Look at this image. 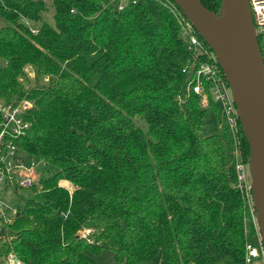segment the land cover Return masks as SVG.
Masks as SVG:
<instances>
[{
    "label": "trees",
    "instance_id": "1",
    "mask_svg": "<svg viewBox=\"0 0 264 264\" xmlns=\"http://www.w3.org/2000/svg\"><path fill=\"white\" fill-rule=\"evenodd\" d=\"M122 1L0 0V100L33 103L19 142L43 162L0 264H97L105 250L119 264H245L254 225L230 137L203 134L207 108L192 90L207 57L188 50L162 0ZM201 2L221 14V0Z\"/></svg>",
    "mask_w": 264,
    "mask_h": 264
},
{
    "label": "built area",
    "instance_id": "2",
    "mask_svg": "<svg viewBox=\"0 0 264 264\" xmlns=\"http://www.w3.org/2000/svg\"><path fill=\"white\" fill-rule=\"evenodd\" d=\"M132 3L136 2L132 1ZM162 4L178 20L188 44V50L207 57L198 68L196 83L192 90L200 97L204 107L209 108L210 99H212L221 109L223 127L230 137V158L234 161L232 166L237 174V187L247 211L245 224L251 221L254 225L252 238H249L250 232L247 226L245 230L247 237L245 264H254L257 259L264 263V243L255 208L253 182L249 163L245 162L242 152L240 121L233 96L230 94V86L219 61L210 53L205 41L199 37L179 7L171 0H162ZM249 4L264 60V0H249ZM126 7V3L120 0L118 9L122 11ZM33 32L36 33L37 30ZM32 108L33 103L30 100H22L18 103L0 100V183L16 189L30 190L38 186L42 176L43 162L30 157V162L27 164L26 159L20 153L25 151L20 146L19 140L27 136L32 126L27 119L28 112ZM18 212L17 205L8 204L0 199V228L6 230L15 221ZM82 235L88 238L92 235V230L85 229ZM14 262L15 256L11 255L5 264H14Z\"/></svg>",
    "mask_w": 264,
    "mask_h": 264
},
{
    "label": "water",
    "instance_id": "3",
    "mask_svg": "<svg viewBox=\"0 0 264 264\" xmlns=\"http://www.w3.org/2000/svg\"><path fill=\"white\" fill-rule=\"evenodd\" d=\"M211 47L232 91L246 137L253 195L264 243V60L249 0H221V14L201 0H174Z\"/></svg>",
    "mask_w": 264,
    "mask_h": 264
},
{
    "label": "rangeland",
    "instance_id": "4",
    "mask_svg": "<svg viewBox=\"0 0 264 264\" xmlns=\"http://www.w3.org/2000/svg\"><path fill=\"white\" fill-rule=\"evenodd\" d=\"M48 8L49 9L46 14V18H47L46 21L50 24H53L54 9L51 5H49ZM8 24L9 23L3 17L0 16V29L2 27L7 26ZM29 72H31V70ZM230 94L232 96L231 90H230ZM222 119L223 118L221 115V109L218 108L217 105H213L212 107L207 108V113L204 120L203 134L205 136H211V135L224 136L226 130L223 127ZM135 121L138 127H140L143 130L146 137L148 139L153 140L146 120L142 117H137ZM20 153L21 155L24 156V158L26 159V163L28 164L30 162V156L25 152H20ZM229 163L233 165L234 161L230 158ZM27 193L28 192L25 189H16L15 187L9 186L7 184L0 183V199L4 202H7L8 204L17 205L19 197ZM4 234H5V230L3 228H0V237L4 236ZM95 259L97 264H119L115 261L113 252L109 250L103 251L99 256H96ZM160 263H161V254L144 264H160ZM218 264H234V262L227 257L221 260Z\"/></svg>",
    "mask_w": 264,
    "mask_h": 264
},
{
    "label": "crops",
    "instance_id": "5",
    "mask_svg": "<svg viewBox=\"0 0 264 264\" xmlns=\"http://www.w3.org/2000/svg\"><path fill=\"white\" fill-rule=\"evenodd\" d=\"M64 186L70 187L67 183H63ZM71 188V187H70ZM254 264H264L262 260L257 259Z\"/></svg>",
    "mask_w": 264,
    "mask_h": 264
}]
</instances>
